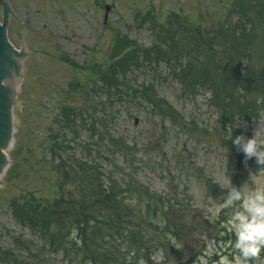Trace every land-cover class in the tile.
<instances>
[{"label": "rangeland", "instance_id": "1", "mask_svg": "<svg viewBox=\"0 0 264 264\" xmlns=\"http://www.w3.org/2000/svg\"><path fill=\"white\" fill-rule=\"evenodd\" d=\"M231 1L9 0L12 15H4L8 39L17 49L25 46V54L16 141L0 183V264H70L47 249L41 233L20 223L13 207L29 199L50 205L67 194L74 185L70 178L65 182L60 161L72 171L91 154L127 163L143 186L163 198L170 222L166 239L175 236L184 249L170 242L161 245L151 257L153 264H194L208 243L227 244L220 222L208 219L203 210L205 202H219L227 192L214 181L223 178L228 164L234 183L252 186L264 179L255 174L254 161L247 170L231 139L222 137L235 123L204 95L181 98L179 85L159 75H164V65L155 73L140 68L128 77L135 88L156 80V92L170 107L166 114L134 103L139 99L132 95H114L101 73L125 53L126 44L112 55L118 39L154 43L156 31L144 19L150 11L158 24L177 11L211 26L228 16ZM254 130L264 133V116L240 119L233 137L250 136ZM124 140L126 148L120 143ZM117 147L124 155L112 154Z\"/></svg>", "mask_w": 264, "mask_h": 264}, {"label": "trees", "instance_id": "2", "mask_svg": "<svg viewBox=\"0 0 264 264\" xmlns=\"http://www.w3.org/2000/svg\"><path fill=\"white\" fill-rule=\"evenodd\" d=\"M228 10L223 21L211 26L177 11L158 24L150 11L144 19L156 31L154 43L143 46L118 39L112 55H119L125 44L126 51L103 69L104 86L166 114L170 107L156 92V80L135 88L128 77L134 70L155 73L164 65V75H159L179 85L181 98L204 95L232 124L237 117L252 121L264 116V0H232ZM120 143L128 147L125 140ZM111 150L115 157L124 155L122 148ZM60 162L65 182L70 178L74 188L50 205L31 199L17 202L16 219L41 233L47 249L70 264H153V253L169 244L163 198L143 186L126 160L120 164L91 154L72 171Z\"/></svg>", "mask_w": 264, "mask_h": 264}, {"label": "clouds", "instance_id": "3", "mask_svg": "<svg viewBox=\"0 0 264 264\" xmlns=\"http://www.w3.org/2000/svg\"><path fill=\"white\" fill-rule=\"evenodd\" d=\"M239 120L240 117L235 118L234 126H228L222 137L231 139L236 152L241 155L240 163L247 170L252 169L249 162L254 161L258 166L255 174L264 178V133L254 130L250 136L233 137V129L239 127ZM214 183L227 192H222L219 202H205L203 210L208 219L220 222V228L229 239L227 244L219 246L208 243L195 257L194 264H264V179L252 186L234 183L228 164L223 178ZM168 239L176 249H184L183 242L175 236L169 235Z\"/></svg>", "mask_w": 264, "mask_h": 264}, {"label": "water", "instance_id": "4", "mask_svg": "<svg viewBox=\"0 0 264 264\" xmlns=\"http://www.w3.org/2000/svg\"><path fill=\"white\" fill-rule=\"evenodd\" d=\"M8 2L0 0V174L9 166L5 158L9 143L16 141L19 114L15 91H21L25 54V46L16 49L8 40V17L4 19V15H12Z\"/></svg>", "mask_w": 264, "mask_h": 264}, {"label": "bare ground", "instance_id": "5", "mask_svg": "<svg viewBox=\"0 0 264 264\" xmlns=\"http://www.w3.org/2000/svg\"><path fill=\"white\" fill-rule=\"evenodd\" d=\"M10 43H11V41H10ZM18 92L19 91H15L17 103H18ZM12 145H13V143H9V147H8V150H7V153H6V157H5L7 162H8V164H9V150L11 149ZM7 167L8 166H4V174H5V171L7 170ZM4 174H0V183L2 182V178H3Z\"/></svg>", "mask_w": 264, "mask_h": 264}]
</instances>
